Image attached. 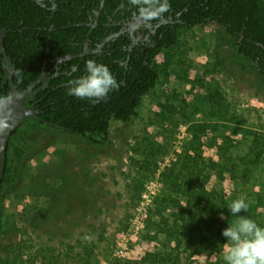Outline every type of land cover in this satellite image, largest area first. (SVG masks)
I'll return each mask as SVG.
<instances>
[{"label": "rangeland", "instance_id": "obj_1", "mask_svg": "<svg viewBox=\"0 0 264 264\" xmlns=\"http://www.w3.org/2000/svg\"><path fill=\"white\" fill-rule=\"evenodd\" d=\"M152 65L154 87L104 138L32 118L10 136L0 264H226L215 215L193 236L180 226L205 214L198 185L264 201V79L212 22L180 26Z\"/></svg>", "mask_w": 264, "mask_h": 264}, {"label": "trees", "instance_id": "obj_2", "mask_svg": "<svg viewBox=\"0 0 264 264\" xmlns=\"http://www.w3.org/2000/svg\"><path fill=\"white\" fill-rule=\"evenodd\" d=\"M168 2L170 11L162 15L165 18L172 15L173 21L157 27L148 42L132 46L128 54L131 38L128 32L123 31L114 40L105 42L100 53H87L80 58L84 47L95 46L104 37L118 32L125 17L132 9H138L137 6L128 4L127 0H54L53 4L42 1L45 5L34 0H0V29L5 30L4 48L14 65L13 84L22 90L42 73L47 77L36 83L27 94V104L38 110L39 118L32 119L88 140H93L92 135L104 138L110 120L129 121L141 98L154 87L158 73L152 65L153 59L162 49L175 43L180 26L191 28L212 22L222 27L235 42L237 52L251 61L264 79V0ZM121 3L125 4L124 10L120 8ZM66 54L73 57L57 62L59 56ZM2 58L0 53V96L8 90V80H3ZM90 59L105 64L119 84L99 102L77 98L67 91L71 81L87 74L86 61ZM249 152L253 151L250 149ZM261 154H264V149L255 153V159ZM214 166L212 163L209 168ZM7 172L6 152L0 191ZM215 185L211 190L197 186L201 193L199 203H203L205 214L196 212L184 217L181 230L193 236L194 228L211 222L210 217L214 215L219 220L211 223L217 227L223 225L222 229L234 223L238 216H246L261 225L259 218L264 210V201L247 202V211L233 215L228 209L232 201L226 195L217 196ZM73 197L65 195L64 206ZM44 213H35L32 220L48 225L50 219Z\"/></svg>", "mask_w": 264, "mask_h": 264}, {"label": "clouds", "instance_id": "obj_3", "mask_svg": "<svg viewBox=\"0 0 264 264\" xmlns=\"http://www.w3.org/2000/svg\"><path fill=\"white\" fill-rule=\"evenodd\" d=\"M127 3L137 6L139 15L146 20L158 19L171 8L168 0H127ZM120 8L124 10L125 4L121 3ZM86 73L70 82L69 95L99 102L119 87L112 72L103 63L91 59L86 61ZM248 207L243 197L228 205L233 215L247 211ZM222 235L227 241L223 256L226 264H264V226L246 216H238L234 223L222 230Z\"/></svg>", "mask_w": 264, "mask_h": 264}, {"label": "water", "instance_id": "obj_4", "mask_svg": "<svg viewBox=\"0 0 264 264\" xmlns=\"http://www.w3.org/2000/svg\"><path fill=\"white\" fill-rule=\"evenodd\" d=\"M35 2H40V0H34ZM131 34H132V30ZM5 30L0 29V53L3 57V64L6 63L7 66L4 67L3 80L8 79V90L6 94L0 96V185L1 179L4 173V168L6 164V152H7V142L11 134L27 119L34 118L38 119V110L29 106L26 101V97L30 89L42 79L45 78L44 74H41L35 81L24 89H18L12 82V70L9 65L11 61L6 55V51L3 44V36ZM133 42L129 44V47L133 46ZM80 53L79 55H82ZM73 55L66 54L61 57V59L72 58Z\"/></svg>", "mask_w": 264, "mask_h": 264}, {"label": "flooded vegetation", "instance_id": "obj_5", "mask_svg": "<svg viewBox=\"0 0 264 264\" xmlns=\"http://www.w3.org/2000/svg\"><path fill=\"white\" fill-rule=\"evenodd\" d=\"M42 1H45V0H40L39 3L42 5H45L44 3H42ZM46 1H49L53 4L54 0H46ZM172 21H173L172 15H170V14H168L167 18H165L163 15H161L159 17V19L156 20L155 22L153 20H146L139 15L138 9H132L129 12V14L125 17L124 21L122 22V26L118 32L109 34L108 36L104 37L102 39V41L100 43L95 44V46L88 45L87 47H84V49L80 52V53L83 52V54L80 56V58L84 57L85 54H87V53L88 54L100 53V51L102 50V46L104 45L105 42H109L110 40H114L115 37L123 31H126L129 33L130 38H131L130 43L133 42L134 43L133 46L134 45L141 46L145 42L149 41L150 36L156 32L157 27H159L162 24H167V22H172ZM130 30H132V34H131ZM107 45H109V43ZM130 49H131V47H129V45H128V54H129ZM62 56H64V55H61L57 58V62L63 60V59H61ZM2 60H3V58H2ZM2 66L4 69V67L7 66V64L6 63L3 64V62H2ZM9 67L11 70L13 68V70H12V74H13L14 65L11 64V65H9ZM46 78L47 77H45L44 79H46ZM44 79H42V80H44ZM44 85H46L45 82H44Z\"/></svg>", "mask_w": 264, "mask_h": 264}]
</instances>
